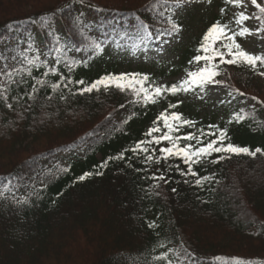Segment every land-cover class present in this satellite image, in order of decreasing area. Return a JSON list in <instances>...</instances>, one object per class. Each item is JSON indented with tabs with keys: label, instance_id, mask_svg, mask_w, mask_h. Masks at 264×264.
Masks as SVG:
<instances>
[{
	"label": "trees",
	"instance_id": "trees-1",
	"mask_svg": "<svg viewBox=\"0 0 264 264\" xmlns=\"http://www.w3.org/2000/svg\"><path fill=\"white\" fill-rule=\"evenodd\" d=\"M30 2L0 0V264H264L263 100L247 96L217 116L198 87L149 102L115 87L80 92L121 74L146 76L149 89L178 85L205 65L194 58L213 23L244 27L235 5L196 0L175 13L166 0H50L19 11ZM149 35L179 41L137 61ZM213 63L225 89L251 88L264 70L227 64L234 86L221 77L224 63ZM172 113L193 122H176L175 137L207 144L223 130L225 144L262 152L212 153L189 172L181 157L161 158L167 141L148 143L168 131L161 115ZM141 141L148 151H133Z\"/></svg>",
	"mask_w": 264,
	"mask_h": 264
},
{
	"label": "snow or ice",
	"instance_id": "snow-or-ice-1",
	"mask_svg": "<svg viewBox=\"0 0 264 264\" xmlns=\"http://www.w3.org/2000/svg\"><path fill=\"white\" fill-rule=\"evenodd\" d=\"M226 4H232L239 6L241 4V0H225ZM251 4L255 6L258 10L259 15L255 16V19L260 22L261 25H264V6L261 3H258L257 0H251ZM177 6H179V0L177 2ZM225 10L222 8L221 12L223 13ZM43 19V18H42ZM251 19V17L245 15L244 12H240L237 15L236 23L243 24L244 21ZM173 30H178L176 25L173 24ZM261 31H264V28L258 27L255 29V32L259 34ZM252 30L247 27H242L239 32H232L229 29L227 24H223L220 21H216L213 23L205 32L204 36L201 40L200 51L204 53L203 56L197 55L194 59L199 62L201 60L205 61V67L200 68L195 72H188L187 78L183 79L179 82L178 85H172L171 88L165 89L163 86L154 87V88H146L145 83L148 78L146 76L139 77V74H121L120 76H107L102 77L100 80L93 82L90 86L85 87L80 90L81 94L84 92H90L93 89H99L101 86L105 89L110 87H115L120 91L130 90L134 92L137 96L143 95V99L145 102H149L154 100L155 97H158L162 94L163 91L167 90L175 94L178 91L188 92L193 90L194 88H199L201 91L204 90V86L210 83H218L215 80V77L219 75L218 64L213 63L219 57L220 63H227L230 65L244 64L253 70H256L258 65L264 66V55H255L249 53L244 50L241 45L237 42V37H244L246 35H252ZM217 43H219V47H217ZM97 50H99V46H95ZM223 48L226 51H221ZM59 51V49H57ZM226 56L231 57L230 59H225ZM36 58L30 59L27 61L28 64H33ZM259 74L264 76V71H260ZM11 73H9V76ZM77 83H83L82 81H78ZM57 87L53 85V88ZM170 107H175L171 105ZM161 118L164 121V126L168 129L163 135L159 137H155L154 141H149L148 143L155 142L156 144L161 143V141H167L169 146L160 148V154L162 159H168L172 156L181 157L185 164L188 165L189 172L192 171L191 165L192 163H198L201 158H205L210 156L212 153H234L240 154L245 153L250 156H256L257 153H261L262 150L257 148L255 151H250L248 148H241L234 146L230 143L225 144L226 140V132L223 130L219 131V136L207 144H203L194 134H187L184 137H175L172 135L174 130H178L179 125L176 122H181L183 125H191L193 122L188 120H182L181 115L179 113L162 114ZM242 116H236L235 119L240 120L243 119ZM173 123H169V121ZM214 127V126H210ZM159 128H152L149 130L147 135H151L153 132H158ZM183 139L185 141H192L193 139L197 140V144L200 146L197 147L191 143H186L183 146L180 144V140ZM144 142H138L133 151L137 149L147 152V148H142V144ZM122 158V156H121ZM224 157H220L223 159ZM147 160H152V156H148ZM159 163V160H157ZM215 162V161H214ZM99 174V173H98ZM194 174V173H193ZM90 175L89 173H85V175L79 177L80 180H84L86 176ZM160 179H163L161 176ZM202 179H209V177H203ZM197 184L201 183V180L196 181Z\"/></svg>",
	"mask_w": 264,
	"mask_h": 264
},
{
	"label": "rangeland",
	"instance_id": "rangeland-1",
	"mask_svg": "<svg viewBox=\"0 0 264 264\" xmlns=\"http://www.w3.org/2000/svg\"><path fill=\"white\" fill-rule=\"evenodd\" d=\"M50 0H32L28 5L22 6L19 11L21 12H27L31 11L37 8H40L41 6L47 4ZM120 1H123V3H127L126 5H129V3L133 5H137V7H141L148 3L150 0H134L135 2H130L132 0H104L106 3L113 4L115 6L116 3H119ZM178 0H166V4H171V6L175 7V11L177 13H183L185 10L192 9L197 5L196 0H179V6H177ZM258 3H261L262 6H264V0H257ZM236 6V5H235ZM246 11L247 16L251 17V19L245 21L243 24L244 27L249 28L252 30V35H246L245 42H244V49L248 51L249 53H264V31H261L259 34L255 32V29L258 27L264 28V25H261L258 20L255 19L256 15H259L258 10L251 4V0H241V4L239 6H236L233 12H241ZM175 12V13H176ZM179 39H171L170 37L167 38H160L154 40L153 37L147 36V44H151L150 49L145 51L144 53L139 54L137 57V61H141L145 58H148V52L152 54L151 58L156 57V53H159V56H166L167 50L171 48L176 42H178ZM122 44V40L120 41ZM131 44L132 41L130 39L125 38V42ZM153 48V49H152ZM153 52V53H152ZM156 52V53H154ZM135 56V55H131ZM132 57H130L131 59ZM228 57H225L227 59ZM129 59V60H130ZM224 73L221 75L223 79L229 80L232 85L237 84L236 78L232 77V71L227 67V63H224ZM182 78V77H181ZM252 87H247L246 85H241L240 88L231 87V89H225L223 88L219 83H210L206 84L204 86V89L206 90L205 95V101L208 102V108L206 111L210 113H215L217 116H221L227 108L238 104L239 106L241 103L246 106L252 98H246L247 96L261 99L264 101V76H256L255 79L252 80ZM241 91V92H240ZM243 92V93H242ZM242 94L244 96L238 95ZM238 97L245 98V102L239 101ZM193 98V97H192ZM79 150V148H78ZM78 150H76L78 152ZM75 152V151H72ZM69 156L68 153H59L58 157L59 160L64 161Z\"/></svg>",
	"mask_w": 264,
	"mask_h": 264
}]
</instances>
